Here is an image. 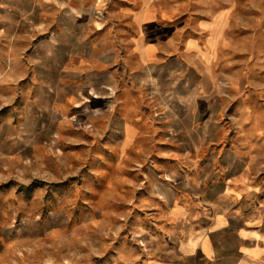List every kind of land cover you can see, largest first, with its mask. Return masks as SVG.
Segmentation results:
<instances>
[{"label": "rangeland", "instance_id": "374dc122", "mask_svg": "<svg viewBox=\"0 0 264 264\" xmlns=\"http://www.w3.org/2000/svg\"><path fill=\"white\" fill-rule=\"evenodd\" d=\"M204 168L264 205V0H0V264H130Z\"/></svg>", "mask_w": 264, "mask_h": 264}, {"label": "crops", "instance_id": "0c3cea01", "mask_svg": "<svg viewBox=\"0 0 264 264\" xmlns=\"http://www.w3.org/2000/svg\"><path fill=\"white\" fill-rule=\"evenodd\" d=\"M140 25L133 55L146 63L155 56L158 42L147 35L145 23ZM139 38L145 57L137 50ZM205 169H194L186 178L184 196L164 213L171 225L163 226L162 237L151 228L154 238L143 252H134L130 264H264V205H247L253 197L246 175L227 172L219 179Z\"/></svg>", "mask_w": 264, "mask_h": 264}]
</instances>
